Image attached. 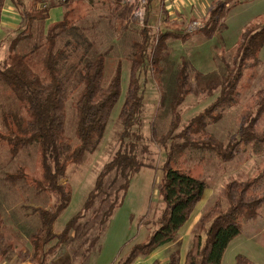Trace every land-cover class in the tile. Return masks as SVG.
<instances>
[{
  "label": "trees",
  "instance_id": "1",
  "mask_svg": "<svg viewBox=\"0 0 264 264\" xmlns=\"http://www.w3.org/2000/svg\"><path fill=\"white\" fill-rule=\"evenodd\" d=\"M45 1L0 0V12L5 3L10 2L22 17L18 26L21 30L15 36L14 44L31 35L26 31L34 20L46 18L48 7L41 6ZM107 1L116 12L115 18L121 20L122 24L137 21L131 15L132 5L120 4L119 0ZM222 1L219 0L216 6L208 8L198 29H208L206 33L210 34V27H213L211 21L223 11L220 6ZM70 2L71 0H60L59 3L66 5ZM168 2L170 1L144 0L145 12L138 40L132 43L129 84L119 112L120 127L115 131L113 155L103 165L82 210L59 233L54 232L53 224L71 199L70 188L61 180L65 178L69 164H81L84 155L97 149L100 144L111 112L121 94L120 66L116 65L113 76L105 79L102 56L89 57V49L86 47L89 45H80V42L74 40L80 33L73 32L75 24L69 20V9H66L59 21L47 25L43 34V53L37 60L41 75L33 71L31 54L21 53L15 47L9 49L0 60V82L26 107L30 116L25 122L13 121L9 134L0 136L7 142L12 153H17L31 143H37V163L41 178L34 181L36 193L50 194L55 199L50 207L33 208L39 225L28 235L29 248L18 251L21 262L47 264L48 257L66 240L78 219L93 208L100 196L99 206L109 200L101 213L104 221L118 206L132 175L141 167L153 166L152 160H144L142 155L148 153V150L142 143L143 135L139 128L143 101L140 77L150 68L154 69V65L158 63L155 62L156 50L163 51L166 39L171 37L169 31L160 35L158 30L161 24L153 27L150 21L151 8L155 3L160 7V17L165 15L163 21H166L164 6ZM68 33H71L69 39H64L63 44L59 45L61 38ZM82 40L85 42L84 37ZM263 45L264 18H257L240 32L233 46L230 63L226 64L225 72L220 77L209 78L201 85L190 82L185 62L177 69L174 106L179 105L190 94L216 97L207 108L188 121L182 124L179 120L170 121L167 131L161 136L160 145L164 149L161 165L163 177L158 187L160 202L150 220L154 229L144 242L131 248L121 264H131L138 257L149 256L176 242L180 230L190 219L206 185L201 178L190 177L184 169L178 167L176 159L184 151H209L227 161L234 156L231 151L248 148L254 155L262 156L264 161V87L252 93L240 110L234 141L231 143L234 150L222 147L206 129L209 122L222 117V111L226 107L239 101L242 75L256 65ZM74 93L76 145L71 144L64 128L65 104L68 96ZM263 172L264 164L263 170L255 176H229L220 196L193 223L190 245L184 257L181 258L180 252L174 250L164 263L153 264H222L228 245L241 231L242 222L256 219L264 206ZM24 176V172L18 170L6 174L4 181L16 185L25 179ZM8 252L3 248L0 256L6 257ZM235 264L254 263L238 254L235 256Z\"/></svg>",
  "mask_w": 264,
  "mask_h": 264
},
{
  "label": "rangeland",
  "instance_id": "2",
  "mask_svg": "<svg viewBox=\"0 0 264 264\" xmlns=\"http://www.w3.org/2000/svg\"><path fill=\"white\" fill-rule=\"evenodd\" d=\"M123 1L129 0H119V3L123 4ZM218 1L176 0L177 6L175 10L170 8L166 21H163L165 15L160 17L162 14L158 4L152 5L151 25L155 27L161 24L158 30L160 35L164 31L171 33V37L164 43L163 51L157 49L155 52V62L158 63L154 65V69L150 68L140 77L143 101L139 128L143 135L142 143L148 150V153L142 155L144 160H152L153 166L141 167L132 175L118 206L104 221L101 213L109 204V200L99 206L98 200L102 197L100 196L93 208L78 219L66 240L48 257L47 264H121L131 248L144 242L147 235L153 231L150 220L160 202L158 187L163 177L161 165L164 149L160 145L161 136L167 131L170 121L179 120L181 124L188 121L207 108L216 97L190 94L179 105L174 106V80L177 69L185 62L188 65L186 70L190 82L201 85L209 78L220 77L225 72L226 64L230 63L233 46L240 32L254 19L264 18V0H223L220 3L223 11L211 21L213 27H210V34L206 33L208 29L205 28L187 29V25L193 20H199L202 24L208 8L216 6ZM45 6L54 7L48 2H45ZM143 7L142 3L141 8ZM66 9L70 10V22L75 24L73 32L80 33L74 40L80 42V45H89L86 46L89 49V57L102 56L104 59L106 80L113 76L116 65L119 64L122 90L97 149L87 152L81 164H69L66 176L61 180L70 188L71 199L53 224V230L57 233L82 210L103 165L111 160L115 131L120 127L119 112L129 84L133 59L132 43L138 40L141 28L140 20L128 22V25L122 24L121 20L115 18L116 12L107 0H71L66 5L61 4L62 14L58 19ZM40 28L41 26L32 27L28 40L24 39L15 44L17 51L31 54V65L38 75H41V68L37 60L43 53L41 46L44 42V32L41 33ZM17 30L21 29L17 27ZM17 30L15 34L5 37L6 44L18 33ZM69 35L71 33L63 36L59 45L63 44L64 39H69ZM83 37L86 43L82 40ZM262 87L264 45L256 65L242 75L239 101L226 107L220 119L207 125V132L211 133L212 139L228 150L233 149L231 143L234 141L240 110L250 95ZM74 98L75 93L68 96L64 121L65 134L72 145L77 144L74 132ZM29 117L26 107L0 82V134H9L13 121L25 122ZM231 152L234 156L227 161L212 152L196 150H186L176 159L178 167L184 169L188 176L204 181V193L190 219L180 230L176 242L156 250L149 256L138 257L131 264L164 263L174 250H178L183 258L190 245L193 223L220 196L229 176H255L263 170L262 156L254 155L248 148ZM18 170L24 172V180L16 185L4 181L6 174ZM40 178L37 143H31L17 153H12L7 142L0 136V251L3 248L9 251L6 257L0 256V264L22 263L18 259V251L29 248L28 235L39 225L33 208L50 207L55 201L50 194L36 193L34 181ZM238 254L246 256L254 264H264V206L256 219L242 222L239 235L230 242L223 255L222 264H235V256Z\"/></svg>",
  "mask_w": 264,
  "mask_h": 264
},
{
  "label": "crops",
  "instance_id": "3",
  "mask_svg": "<svg viewBox=\"0 0 264 264\" xmlns=\"http://www.w3.org/2000/svg\"><path fill=\"white\" fill-rule=\"evenodd\" d=\"M45 2H48L49 4H53L54 7L48 8L47 16L44 20H40V19L34 20L32 23V26L26 31L27 34H32L30 33L32 32V27H36V26H39V27L41 26L40 31L41 33H43L45 32L47 25H49L52 22H57L63 17L62 15V17L58 19V16L62 14L61 4L59 3L60 0H47ZM176 6H177L176 0H173L170 4L168 2L164 7L168 14L170 12V8H173V10H175ZM21 21H22L21 14L15 8V6L11 4L10 2L5 3V5L3 6L0 12V60L3 59V57L5 56V53L8 52L9 49H11L12 47H15L14 38L18 33L7 44L5 43V37L8 35H12L13 33L15 34L17 27L20 25ZM18 32H20V30ZM24 39L28 40L27 37L23 38L22 40ZM21 264H31V263H29L28 261H25V262H22Z\"/></svg>",
  "mask_w": 264,
  "mask_h": 264
},
{
  "label": "built area",
  "instance_id": "4",
  "mask_svg": "<svg viewBox=\"0 0 264 264\" xmlns=\"http://www.w3.org/2000/svg\"><path fill=\"white\" fill-rule=\"evenodd\" d=\"M62 1H65V0H62ZM162 1L163 2H167V1L172 2L173 0H162ZM137 2H138V5H137ZM126 3L133 6V9L131 12L132 17L137 19V20H140V22H142V18H143L144 12H145V7L141 8V4L142 3L144 4V0H129L128 2L123 1V4H126ZM41 6L45 7V4H42ZM200 26H201V24L198 21L193 20L190 24L187 25V29L188 30H194V29H198Z\"/></svg>",
  "mask_w": 264,
  "mask_h": 264
},
{
  "label": "bare ground",
  "instance_id": "5",
  "mask_svg": "<svg viewBox=\"0 0 264 264\" xmlns=\"http://www.w3.org/2000/svg\"><path fill=\"white\" fill-rule=\"evenodd\" d=\"M195 19V18H194ZM193 20V19H192ZM199 21V20H198ZM198 30V29H197Z\"/></svg>",
  "mask_w": 264,
  "mask_h": 264
}]
</instances>
